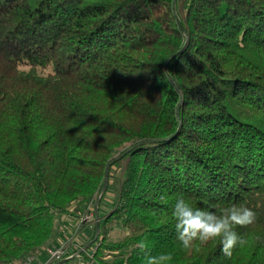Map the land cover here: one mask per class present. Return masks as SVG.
Returning a JSON list of instances; mask_svg holds the SVG:
<instances>
[{
    "label": "trees",
    "instance_id": "obj_1",
    "mask_svg": "<svg viewBox=\"0 0 264 264\" xmlns=\"http://www.w3.org/2000/svg\"><path fill=\"white\" fill-rule=\"evenodd\" d=\"M113 160L84 261L145 264L146 238L172 264H264V0H0V264L92 212ZM181 196L254 210L247 245L183 249Z\"/></svg>",
    "mask_w": 264,
    "mask_h": 264
},
{
    "label": "clouds",
    "instance_id": "obj_2",
    "mask_svg": "<svg viewBox=\"0 0 264 264\" xmlns=\"http://www.w3.org/2000/svg\"><path fill=\"white\" fill-rule=\"evenodd\" d=\"M161 203L167 204L164 195L159 196ZM215 207V206H213ZM176 239L189 253L199 252L202 246L218 242L222 254L231 258L237 248L247 245L244 235L236 231L237 227L246 228L256 223L257 214L242 204H231L217 210L194 207L188 199L178 197L172 206ZM137 247L145 254V264H172L173 255L169 252L148 253L147 239L138 242Z\"/></svg>",
    "mask_w": 264,
    "mask_h": 264
},
{
    "label": "rangeland",
    "instance_id": "obj_3",
    "mask_svg": "<svg viewBox=\"0 0 264 264\" xmlns=\"http://www.w3.org/2000/svg\"><path fill=\"white\" fill-rule=\"evenodd\" d=\"M109 174V169H108ZM120 180V171L118 169L112 170V176L108 179V183L105 189L96 195L93 201L90 202L89 207L92 209V212H85V209L76 215L79 217H75L76 219L70 221L71 226H68L66 220H70V217L63 214H58L56 216V229L55 234L51 241L43 248L44 252H47V249H55L62 247L63 254V262L66 261V264H79V262L84 261V255H91V252L95 248V239L97 236L95 235L93 238V228L94 222L96 223L98 220L97 214H105L106 211L112 208L114 203L116 202L118 187ZM100 206V208L98 207ZM77 208H71L72 211H75ZM64 219V220H62ZM78 221V222H76ZM65 224V225H64ZM96 231V230H95ZM62 237V240L59 242V238ZM116 235L111 233V239H115ZM58 241V242H57ZM61 244L62 242H64ZM58 243V244H57ZM75 254L72 258H69L70 254ZM48 254V252H47ZM47 254L43 253L42 258H45ZM84 254V255H83ZM36 255V254H35ZM37 256V255H36ZM38 259V258H37ZM49 260V254H48ZM48 260L46 262H48ZM38 262L46 263L44 261Z\"/></svg>",
    "mask_w": 264,
    "mask_h": 264
},
{
    "label": "built area",
    "instance_id": "obj_4",
    "mask_svg": "<svg viewBox=\"0 0 264 264\" xmlns=\"http://www.w3.org/2000/svg\"><path fill=\"white\" fill-rule=\"evenodd\" d=\"M47 252L49 254V260L46 263L38 262L37 256L36 255H32V256L27 257L20 264H56L59 261H63L64 251H63L62 247L55 248V249L48 248ZM91 255H92V253H91ZM79 264H93V263L91 261H81V262H79Z\"/></svg>",
    "mask_w": 264,
    "mask_h": 264
},
{
    "label": "crops",
    "instance_id": "obj_5",
    "mask_svg": "<svg viewBox=\"0 0 264 264\" xmlns=\"http://www.w3.org/2000/svg\"><path fill=\"white\" fill-rule=\"evenodd\" d=\"M70 217V220L68 221V220H66L65 222H67V224H68V226H71V223H70V221H72V220H74V219H76V218H74L73 216H69ZM62 220H64V219H62ZM76 222H78V221H76ZM65 225V224H64ZM59 242L62 240V237H60L59 239ZM58 242V241H57ZM63 243H65V241L64 242H62L61 244H63ZM58 244V243H57ZM43 253L45 254H47V252L45 251L44 252V250H43V248L41 249V251L37 254V258L40 260V261H44V262H46L47 260H48V254H47V256L45 257V258H42V256H43ZM75 254H70L69 255V258H72L73 256H74ZM56 264H66V261L65 262H63V261H59V262H57Z\"/></svg>",
    "mask_w": 264,
    "mask_h": 264
},
{
    "label": "water",
    "instance_id": "obj_6",
    "mask_svg": "<svg viewBox=\"0 0 264 264\" xmlns=\"http://www.w3.org/2000/svg\"><path fill=\"white\" fill-rule=\"evenodd\" d=\"M181 29L184 31L183 27L181 26ZM115 160L111 161L107 167H106V170H105V176H104V181H103V186H102V191L105 189L107 183H108V169H109V166L112 162H114ZM96 218H97V212H96ZM98 232H99V225L98 223H96V236L98 235Z\"/></svg>",
    "mask_w": 264,
    "mask_h": 264
}]
</instances>
